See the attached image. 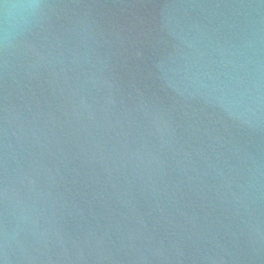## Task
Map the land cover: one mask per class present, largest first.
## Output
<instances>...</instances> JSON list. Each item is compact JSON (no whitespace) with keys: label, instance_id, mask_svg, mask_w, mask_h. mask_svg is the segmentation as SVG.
<instances>
[{"label":"water","instance_id":"obj_1","mask_svg":"<svg viewBox=\"0 0 264 264\" xmlns=\"http://www.w3.org/2000/svg\"><path fill=\"white\" fill-rule=\"evenodd\" d=\"M0 264H264V0H2Z\"/></svg>","mask_w":264,"mask_h":264},{"label":"clouds","instance_id":"obj_2","mask_svg":"<svg viewBox=\"0 0 264 264\" xmlns=\"http://www.w3.org/2000/svg\"><path fill=\"white\" fill-rule=\"evenodd\" d=\"M2 2V0H0ZM35 4L31 3H19V4H5L4 8L7 10L9 8L11 9H27V8H33L35 7Z\"/></svg>","mask_w":264,"mask_h":264}]
</instances>
